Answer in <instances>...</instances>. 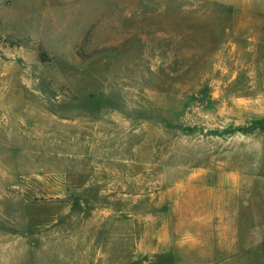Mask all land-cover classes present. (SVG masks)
Returning <instances> with one entry per match:
<instances>
[{
    "label": "rangeland",
    "instance_id": "obj_1",
    "mask_svg": "<svg viewBox=\"0 0 264 264\" xmlns=\"http://www.w3.org/2000/svg\"><path fill=\"white\" fill-rule=\"evenodd\" d=\"M262 166L264 0H0V264H264Z\"/></svg>",
    "mask_w": 264,
    "mask_h": 264
},
{
    "label": "crops",
    "instance_id": "obj_2",
    "mask_svg": "<svg viewBox=\"0 0 264 264\" xmlns=\"http://www.w3.org/2000/svg\"><path fill=\"white\" fill-rule=\"evenodd\" d=\"M262 167H264V166H262ZM262 169V173L261 174H264V168H261ZM257 170H258V168H257ZM256 174V173H255ZM236 179V178H235ZM255 180L254 181H256V182H264V176H258L257 174H256V176H255V178H254ZM236 181V180H235Z\"/></svg>",
    "mask_w": 264,
    "mask_h": 264
}]
</instances>
